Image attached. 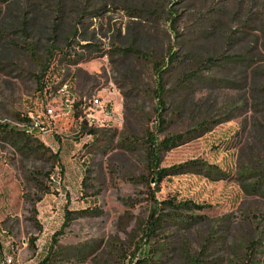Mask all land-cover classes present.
Masks as SVG:
<instances>
[{"label": "rangeland", "instance_id": "1", "mask_svg": "<svg viewBox=\"0 0 264 264\" xmlns=\"http://www.w3.org/2000/svg\"><path fill=\"white\" fill-rule=\"evenodd\" d=\"M25 15L36 18L27 38L16 26ZM173 15L178 19L172 27ZM7 22L14 28L5 27ZM1 25L0 123L14 126L15 113H44V98L31 74L56 45L46 78L53 93L59 82L70 80L79 97L98 94L113 105L120 103L124 125L101 129L96 147L109 140L106 154L95 147L86 150L83 146L94 144V138L77 136L73 128L64 141L58 136L46 140L52 152L59 153L60 165L22 157L0 139V264H39L53 236L62 231L66 211L86 209L100 214L74 220L57 237L59 244H95L83 264H134L144 245L138 226L152 208L149 188L138 179L149 176L141 150L118 149L119 136L126 120L133 127L148 124L155 130L157 103L149 93L126 98L130 88L121 85L120 59L105 53L127 42L123 47H128L134 38L149 41L157 55L171 45L179 50L186 44L198 56L246 60L243 66H209L201 74L206 85L190 92L188 108L195 106L193 115L209 110L211 119L220 123L205 137L166 153L161 168L202 160L236 176L253 166L251 160H264V0H6L0 2ZM58 25L70 37L75 34L70 47L55 42ZM62 52L78 63L67 64ZM134 60L127 62L149 86L147 65ZM171 112L167 113L169 135L186 131L194 122L192 116L176 118ZM52 174L59 183L50 182L47 176ZM45 185L50 193L42 195ZM170 198L207 206L201 214L208 219L191 231L172 226L161 234L165 236L159 243L151 242L164 248L158 264H187L181 249L188 256L200 255L199 264H238L236 257L245 254L249 243L258 250L256 263L264 264L263 198L243 194L235 180L211 183L191 175L161 184L156 199Z\"/></svg>", "mask_w": 264, "mask_h": 264}, {"label": "trees", "instance_id": "2", "mask_svg": "<svg viewBox=\"0 0 264 264\" xmlns=\"http://www.w3.org/2000/svg\"><path fill=\"white\" fill-rule=\"evenodd\" d=\"M5 1L6 0H0V2ZM133 15H137L136 12L133 13ZM177 19L178 15H173L171 17L172 27L175 26L174 23L177 22ZM20 20L21 21L19 24H16V26L24 34V37L27 38L34 29L36 18L25 15L23 18H20ZM14 26V23L10 24L7 22V24H5L7 28H14ZM56 27L57 33L55 35V42H63L65 46L70 47L72 38L75 34L70 37V32L67 33L59 25ZM2 30H4L3 25L0 26V38L2 37ZM244 33L247 32L244 31ZM59 39L60 41H58ZM136 41H138L137 46ZM128 43L129 42L116 47L113 52L105 53H109L111 57L120 59L119 67L123 70L124 79L121 85L124 88L126 86L130 88L128 92L124 93L126 98H130L132 94L133 96H140L141 93L144 95L149 93L148 96H151L156 101L157 109L155 114L157 118L155 121L157 123L155 130H151L148 124L146 127H138L136 125V128L135 126H131L129 121L126 120L124 130L119 136L118 149L131 152H138L141 150L144 160V172L149 176V178H146L145 174H143L144 176L138 179L139 182L149 188V204H151L152 208L148 217L142 220L138 226L143 237L144 245L138 250L134 264H158V261L162 257L161 252L163 253L164 248H162V246L159 248L154 247L150 244L151 242L154 241L159 243V239L165 236L161 234H165L164 232L172 226L177 229L179 228V230L191 231L200 225H204L205 221L208 219L205 215L201 214V212L208 208L205 205L197 204L192 201L177 203L174 198L159 202L156 199V194L160 191L161 184L166 179L176 176L191 175L202 177L211 183L235 180L239 184L243 194L264 199V160L259 158L251 160L253 166L245 167L236 176L228 170H224L217 165L202 160H193L170 168H161L166 153L205 137L212 132L216 124L220 123L214 122L211 119L209 110H200V114H195L194 112L193 115V111H196L195 106H189L192 108H188L189 104L187 101L190 92L194 88L196 89L197 86L206 85L201 74H203L209 66L225 63L243 66L246 60L243 57L241 58V56L226 57L222 55L215 56L213 54L198 56V54L189 49V45L186 44L179 50H176L177 46L171 45L164 51V54L157 55L150 45V42L145 39L140 38L138 40L134 38L128 47H123ZM51 47L52 51L58 50L56 45ZM34 50L35 49H33V51ZM52 51H49L51 55L47 58L46 62L41 64V66L31 74L37 86V90L41 95L44 94L48 85L46 78L53 60ZM61 54L67 64L71 65L78 63V61L70 59V55L65 54V52ZM128 60L143 62L147 65L151 75L149 86L142 81L141 77L135 75V69L132 64L127 62ZM209 85H211V83ZM140 86L144 88L140 90ZM181 95H183L182 98ZM171 109L173 117L181 118L183 116H192L191 119H194V122L192 125L188 126L189 129L181 133L170 135L166 133L168 129L167 125H169L167 113ZM132 116L135 117L136 120L135 112ZM13 120L15 123L14 126L0 123V139L2 141L10 143L22 157L28 159H46L54 165H60L58 153H53L50 148L40 141L37 135L28 134L26 132V127L31 123L29 116L15 113L13 114ZM101 132V129L88 127L87 124H83L82 136L89 135L94 138V144H85L83 147L86 148V150L95 147L99 153L106 154L107 150L105 149H108L111 144L109 140L102 148L96 147ZM116 134L117 133L111 137H116ZM157 135L162 136V138H159ZM47 177L50 178V175ZM86 182L87 180L84 179L82 185L86 186ZM152 182L155 183L154 188L150 186ZM41 193L42 195L49 194L50 188L46 185L42 186ZM37 201H41V198ZM99 214L100 213L96 210L91 211L88 209L81 211H66V219L62 231L53 236L52 244L48 248L47 255L39 264L85 263L88 255L93 254L95 251V244L82 243L72 247H63L59 244L57 237L79 217L96 216ZM180 252L181 257L185 256L184 258H186L187 264L200 263V255L195 257L185 255L183 249H181ZM257 253L258 250L256 249V245L249 243L245 254L237 256L236 262L239 261L238 264H257Z\"/></svg>", "mask_w": 264, "mask_h": 264}, {"label": "built area", "instance_id": "3", "mask_svg": "<svg viewBox=\"0 0 264 264\" xmlns=\"http://www.w3.org/2000/svg\"><path fill=\"white\" fill-rule=\"evenodd\" d=\"M43 98L44 113L29 116L31 123L26 127V132L37 135L40 141L50 148L46 140L58 136L64 141L70 128L75 130V135L80 136L83 124L97 129L110 126L123 128L124 120L118 109L120 103L113 105L104 101L98 94L79 97L72 91L70 80L59 82L55 93L47 85ZM85 137L93 138L89 135ZM50 182L59 183V179L52 174Z\"/></svg>", "mask_w": 264, "mask_h": 264}, {"label": "crops", "instance_id": "4", "mask_svg": "<svg viewBox=\"0 0 264 264\" xmlns=\"http://www.w3.org/2000/svg\"><path fill=\"white\" fill-rule=\"evenodd\" d=\"M65 125V124H64ZM50 143H52V140H50ZM51 148H52V150H54V148L52 147V145H51ZM59 154V153H58Z\"/></svg>", "mask_w": 264, "mask_h": 264}]
</instances>
